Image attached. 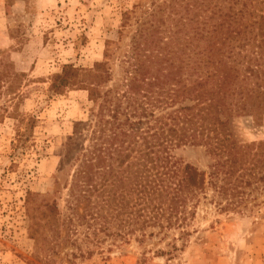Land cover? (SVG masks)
<instances>
[{"label": "rangeland", "instance_id": "374dc122", "mask_svg": "<svg viewBox=\"0 0 264 264\" xmlns=\"http://www.w3.org/2000/svg\"><path fill=\"white\" fill-rule=\"evenodd\" d=\"M164 1L0 0V264H264V183L248 188L236 209L223 210L226 199L210 190L184 230L163 235L148 229L157 234L152 238L123 236L114 219L107 233L100 232L103 221L90 219L92 206L69 204L63 187L76 155L68 150L88 146L89 137L79 140L76 132L87 129L97 110L88 73L109 54L110 81L101 92L123 93L133 37ZM168 15L166 10V20ZM179 27L166 21L165 40ZM65 66L79 73L80 83L58 93L51 86ZM231 128L241 143L264 142V117L234 118ZM172 153L202 172L213 165L204 146H179ZM55 206L59 234L48 217Z\"/></svg>", "mask_w": 264, "mask_h": 264}, {"label": "trees", "instance_id": "16d2710c", "mask_svg": "<svg viewBox=\"0 0 264 264\" xmlns=\"http://www.w3.org/2000/svg\"><path fill=\"white\" fill-rule=\"evenodd\" d=\"M168 20L181 26L171 32L178 37L165 40L162 25ZM217 36L220 44L214 47ZM133 40L123 93L101 92L110 81L109 54L88 73L97 110L87 129L76 132L79 140L89 137L88 146L68 150L76 156L63 188L69 204L92 206L90 219L103 221L100 232L107 233L114 219L123 236L139 232L152 238L157 234L148 229L163 235L184 230L200 196L210 190L226 199L223 210L236 209L248 188L264 183V142L241 143L231 128L234 118L264 117V0L164 1ZM78 74L65 66L52 90L77 87ZM186 145L207 148L213 159L209 173L173 156L174 148ZM57 216L55 206L48 217L59 234Z\"/></svg>", "mask_w": 264, "mask_h": 264}]
</instances>
